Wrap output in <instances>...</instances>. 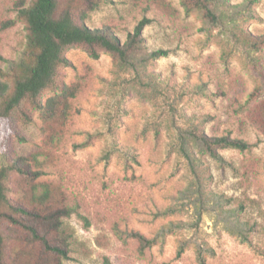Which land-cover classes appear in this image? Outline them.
I'll list each match as a JSON object with an SVG mask.
<instances>
[{
	"label": "rangeland",
	"instance_id": "obj_1",
	"mask_svg": "<svg viewBox=\"0 0 264 264\" xmlns=\"http://www.w3.org/2000/svg\"><path fill=\"white\" fill-rule=\"evenodd\" d=\"M31 1L0 0L1 68L21 57L18 9ZM223 11L231 8L220 4ZM254 16L237 25L264 35V0ZM144 17L147 50L167 56L131 69L108 54L70 49L61 80L75 95L65 117L45 118L29 102L14 113L8 157L25 158L32 173L13 174L11 196L20 202L49 190V205L71 209L62 264H264V49L246 51L234 24L188 15L181 0H103L86 24L124 42ZM53 96L44 92L43 100ZM196 128L254 146L219 148L218 159L190 141ZM134 233L158 242L142 249ZM18 245L9 246L8 263Z\"/></svg>",
	"mask_w": 264,
	"mask_h": 264
},
{
	"label": "trees",
	"instance_id": "obj_2",
	"mask_svg": "<svg viewBox=\"0 0 264 264\" xmlns=\"http://www.w3.org/2000/svg\"><path fill=\"white\" fill-rule=\"evenodd\" d=\"M102 1L32 0L18 9V17L25 23L26 45L19 59L9 60L5 68L0 67V130L4 133L0 142L3 146L0 157L5 160L0 169V264H62L69 258L70 252L68 239L62 230L63 219L71 215L70 208L49 205V190L41 196L33 194L30 200L20 202L11 196L13 174L30 176L32 173L25 158L11 160L8 157L7 137L18 134L12 127L14 113L29 102L45 118L58 117L62 120L65 117L69 98L75 95V89L61 80L62 68L72 65L67 55L70 49L82 48L93 59L108 54L120 67L131 69H141L169 54L163 49L147 50L144 29L151 23L147 17L138 22L124 42L110 28L92 29L87 26L90 13L99 8ZM258 1L245 0L243 4L232 5L229 0H181L188 15L196 14L216 26L234 24L232 36L248 52L264 49V35L244 32L237 24L255 18L254 7ZM220 4L231 8L229 16L225 11L219 12ZM44 92H51L54 96L43 100ZM206 95L214 96L212 93ZM261 129L264 133V121ZM189 136L190 141L204 153L218 159H221L219 148L247 151L254 146L230 136L212 137L199 128L192 130ZM252 230L249 228V231ZM20 233L28 235L29 244L20 238ZM133 236L140 241L142 249L158 242L139 233ZM238 236L244 242L249 241L246 231H240ZM12 241L21 245L14 253L13 263H8L7 250ZM37 245L39 250L35 248ZM201 264L206 263L202 261Z\"/></svg>",
	"mask_w": 264,
	"mask_h": 264
}]
</instances>
